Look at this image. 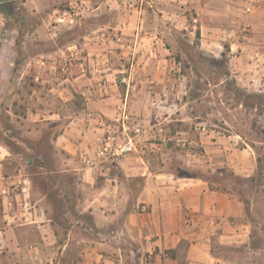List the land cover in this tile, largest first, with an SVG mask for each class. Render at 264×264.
I'll list each match as a JSON object with an SVG mask.
<instances>
[{"label": "crops", "instance_id": "crops-1", "mask_svg": "<svg viewBox=\"0 0 264 264\" xmlns=\"http://www.w3.org/2000/svg\"><path fill=\"white\" fill-rule=\"evenodd\" d=\"M231 1L233 9H240L239 3L247 7L249 21L255 0ZM234 24L233 32H242L239 18ZM250 24L244 28L256 31ZM127 27H121L123 33ZM95 43L89 42L90 48ZM152 43L162 49L160 40ZM142 45L135 40V49ZM74 46V55L56 60L57 81L48 93L40 92L34 104L9 108L20 125L31 128L28 133L36 131L33 140L49 149L42 152L31 145L15 151L0 140V264H66L51 256L70 254L83 257L72 264H125V256L132 254L135 264H239L220 246L245 245L251 237L254 224L246 201L207 174L231 169L250 176L255 171L253 152L237 137L203 133L183 122L179 106L168 101L171 89L155 86L152 69L147 78L153 84L142 80L123 85L109 54L86 57L80 54L83 44ZM262 58L264 63V54ZM259 61H246L248 71L236 77L254 87L250 79L261 71L264 75ZM26 75L41 83L47 78L42 70L30 74L26 69L13 79L0 70V94L6 88L8 95L14 94L8 85ZM50 94L62 107L52 106ZM77 96L83 105L65 115L64 107L75 104ZM124 102L136 150L117 162L87 164L103 132H121L117 118ZM136 124L141 125L139 132ZM183 141L203 151L177 156L176 146ZM77 213L90 214L92 224Z\"/></svg>", "mask_w": 264, "mask_h": 264}, {"label": "rangeland", "instance_id": "rangeland-1", "mask_svg": "<svg viewBox=\"0 0 264 264\" xmlns=\"http://www.w3.org/2000/svg\"><path fill=\"white\" fill-rule=\"evenodd\" d=\"M254 2L249 21L247 7L239 3L240 9H233L231 0H14L1 3L0 60L5 63L0 64V70L6 75L11 73L12 79L26 69L30 74L42 70L47 78L41 83L32 75H26L21 81L13 80L8 85L14 94L8 95V88L2 91L0 140L15 151L31 145L38 151H48L44 142L33 140L31 134L36 131L28 133L27 128L29 131L31 128L20 125L9 108L13 104H19L18 109L34 104L40 92L48 93L47 89L57 81L56 60L65 54L71 56L77 50L76 44H83L82 56L109 54L113 58L110 66L119 68L118 80L123 85H136L137 81L142 84V80L145 85L153 84L147 78L152 69L155 86L160 91L171 89L168 101L179 106L177 110L179 117L185 119L183 122L188 121L191 128L203 133L237 137L241 146L253 152L256 163L252 175L243 176L225 169L207 176L216 180L219 187L229 189L246 201L248 217L254 224L245 245L220 246V249L234 256L239 264H264V75L261 71L255 80L250 79L254 87L246 84V79L236 77L248 71L246 61L255 57L256 61L260 60L261 70L264 67V0ZM238 18L243 23L242 32L236 33L233 28ZM125 23L128 27L123 33L121 27ZM249 23L256 31L244 28ZM249 32L255 35L249 36ZM92 40L96 42L94 49L89 46ZM135 40L141 41L142 47L135 49ZM153 40H160L162 49L154 48ZM235 42L238 47L233 45ZM40 59L46 61L44 65L39 63ZM27 61H33L29 68H26ZM50 93L55 95L53 91ZM51 94L47 97L51 98L52 106L62 107ZM74 102L64 107L65 115H73L76 107L83 105L79 96ZM123 104L129 114L128 103ZM121 113L119 109L118 115ZM140 128L141 125L136 124V132ZM185 142L176 146L177 156L183 157L191 150L203 151ZM77 215L92 224L90 214ZM60 219L67 227L64 215H60ZM51 258L54 262L62 258L66 264H72L73 259L83 257L70 254ZM135 258L133 254L125 256V264H135ZM145 258L149 261V256Z\"/></svg>", "mask_w": 264, "mask_h": 264}, {"label": "built area", "instance_id": "built-area-1", "mask_svg": "<svg viewBox=\"0 0 264 264\" xmlns=\"http://www.w3.org/2000/svg\"><path fill=\"white\" fill-rule=\"evenodd\" d=\"M125 105L122 104L119 107L122 113L117 118L122 124L121 132L108 129L102 134L97 143L96 155L94 158L86 159L87 164L96 166V164L103 161L117 162L136 150L137 142L134 136L129 134L128 121L130 120V114H127ZM203 129H205V126H203Z\"/></svg>", "mask_w": 264, "mask_h": 264}, {"label": "water", "instance_id": "water-1", "mask_svg": "<svg viewBox=\"0 0 264 264\" xmlns=\"http://www.w3.org/2000/svg\"><path fill=\"white\" fill-rule=\"evenodd\" d=\"M10 1H14V0H0V4L5 3V2H10Z\"/></svg>", "mask_w": 264, "mask_h": 264}, {"label": "trees", "instance_id": "trees-1", "mask_svg": "<svg viewBox=\"0 0 264 264\" xmlns=\"http://www.w3.org/2000/svg\"><path fill=\"white\" fill-rule=\"evenodd\" d=\"M5 3H7V2H5ZM5 3H2V4H5Z\"/></svg>", "mask_w": 264, "mask_h": 264}]
</instances>
